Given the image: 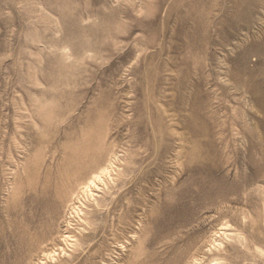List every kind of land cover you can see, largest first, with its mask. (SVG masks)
<instances>
[{
  "label": "rangeland",
  "instance_id": "rangeland-1",
  "mask_svg": "<svg viewBox=\"0 0 264 264\" xmlns=\"http://www.w3.org/2000/svg\"><path fill=\"white\" fill-rule=\"evenodd\" d=\"M0 264H264V0H0Z\"/></svg>",
  "mask_w": 264,
  "mask_h": 264
},
{
  "label": "bare ground",
  "instance_id": "bare-ground-1",
  "mask_svg": "<svg viewBox=\"0 0 264 264\" xmlns=\"http://www.w3.org/2000/svg\"><path fill=\"white\" fill-rule=\"evenodd\" d=\"M104 172H105V171H104ZM104 172H103V173H104ZM94 183H96V182H94Z\"/></svg>",
  "mask_w": 264,
  "mask_h": 264
}]
</instances>
